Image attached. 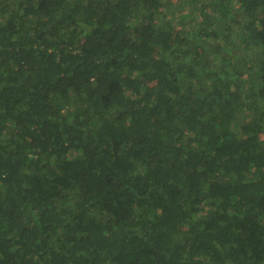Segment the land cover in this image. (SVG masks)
I'll use <instances>...</instances> for the list:
<instances>
[{
	"label": "trees",
	"instance_id": "trees-1",
	"mask_svg": "<svg viewBox=\"0 0 264 264\" xmlns=\"http://www.w3.org/2000/svg\"><path fill=\"white\" fill-rule=\"evenodd\" d=\"M0 264H264V0H0Z\"/></svg>",
	"mask_w": 264,
	"mask_h": 264
}]
</instances>
